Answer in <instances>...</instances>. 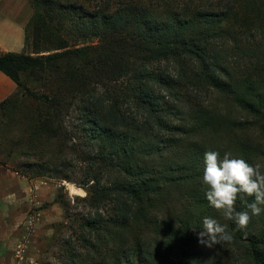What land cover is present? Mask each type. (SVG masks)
Masks as SVG:
<instances>
[{
  "label": "trees",
  "instance_id": "16d2710c",
  "mask_svg": "<svg viewBox=\"0 0 264 264\" xmlns=\"http://www.w3.org/2000/svg\"><path fill=\"white\" fill-rule=\"evenodd\" d=\"M32 3L25 51L0 56L18 87L0 111L37 156L32 173L86 186L91 207L115 204L83 223L72 262L264 264V211L239 229L202 181L206 151L264 165V0ZM253 199L240 193L236 210ZM204 217L232 241L201 245Z\"/></svg>",
  "mask_w": 264,
  "mask_h": 264
},
{
  "label": "rangeland",
  "instance_id": "374dc122",
  "mask_svg": "<svg viewBox=\"0 0 264 264\" xmlns=\"http://www.w3.org/2000/svg\"><path fill=\"white\" fill-rule=\"evenodd\" d=\"M12 112L0 111V264H81L79 259L72 262L70 244L79 246L80 237L88 235L83 223L106 222L115 204L91 207L85 201L86 186L56 174L32 173L36 169L29 165L38 158L16 146L21 130ZM60 168L73 179L80 177L79 169ZM58 195L65 204L56 202Z\"/></svg>",
  "mask_w": 264,
  "mask_h": 264
},
{
  "label": "clouds",
  "instance_id": "9594fccd",
  "mask_svg": "<svg viewBox=\"0 0 264 264\" xmlns=\"http://www.w3.org/2000/svg\"><path fill=\"white\" fill-rule=\"evenodd\" d=\"M203 184L207 191L208 203L221 213L227 221H232L239 229L246 228L252 216H259L264 208V165L250 164L244 159L234 158L225 152L221 158L217 151L204 154ZM240 193L254 197L247 203V210L237 211L235 204ZM233 237L212 217H204L202 231L198 234L201 245L212 248L221 243H230Z\"/></svg>",
  "mask_w": 264,
  "mask_h": 264
},
{
  "label": "crops",
  "instance_id": "0c3cea01",
  "mask_svg": "<svg viewBox=\"0 0 264 264\" xmlns=\"http://www.w3.org/2000/svg\"><path fill=\"white\" fill-rule=\"evenodd\" d=\"M34 12L32 0H0V56L25 51L26 30ZM17 91V85L0 73V102Z\"/></svg>",
  "mask_w": 264,
  "mask_h": 264
},
{
  "label": "bare ground",
  "instance_id": "6f19581e",
  "mask_svg": "<svg viewBox=\"0 0 264 264\" xmlns=\"http://www.w3.org/2000/svg\"><path fill=\"white\" fill-rule=\"evenodd\" d=\"M72 190H75L74 188Z\"/></svg>",
  "mask_w": 264,
  "mask_h": 264
}]
</instances>
